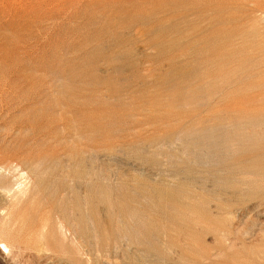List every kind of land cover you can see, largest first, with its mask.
<instances>
[{
	"label": "rangeland",
	"instance_id": "obj_1",
	"mask_svg": "<svg viewBox=\"0 0 264 264\" xmlns=\"http://www.w3.org/2000/svg\"><path fill=\"white\" fill-rule=\"evenodd\" d=\"M0 218V264H264V0H0Z\"/></svg>",
	"mask_w": 264,
	"mask_h": 264
},
{
	"label": "bare ground",
	"instance_id": "obj_2",
	"mask_svg": "<svg viewBox=\"0 0 264 264\" xmlns=\"http://www.w3.org/2000/svg\"><path fill=\"white\" fill-rule=\"evenodd\" d=\"M18 174H19V173H18ZM27 174H28V173H27ZM29 175H30V174H29ZM19 177L21 178V174H20ZM29 177H30V176H29ZM23 178H24V175H23ZM25 178H26V177H25ZM15 179H18V178H15ZM19 180H20V179H19ZM25 180H26V179H24V181H25ZM4 181H5V180H4ZM27 181H28V180H27ZM18 182H19V181H18ZM20 183H22L21 180H20ZM25 183H28V182H25ZM2 184H3V183H2ZM18 184H19V183H18ZM20 185H21V184H20ZM21 187H22V185H21ZM25 187H26V186H25ZM27 187H30V186H27ZM27 187H26V188H27ZM22 188H24V186H23ZM26 188H25V190H26ZM20 189H21V188H20ZM30 189H31V188H30ZM30 191H31V190H30ZM26 193H29V192L26 191ZM23 194H24V193H23ZM31 194H32V193H31ZM29 195H30V193H29ZM24 197H25V196H23V198H24ZM26 197H27V195H26ZM62 201H63V200H62ZM15 203H16V202H15ZM50 205H51V204H50ZM51 206H52V205H51ZM58 207H59V206H58ZM4 210H5V209H4ZM65 211H66V210H65ZM70 211H71V209H70ZM4 213H6V212H3L2 215H4ZM7 213H8V212H7ZM57 214H58V213H57ZM9 215H10V213H9ZM65 215H66V214H65ZM57 216H59V215H57ZM69 216H71V215H69ZM7 217H8V216H7ZM7 217H6V218H7ZM58 218H59V217H58ZM64 218H65V217H64ZM0 219H1V218H0ZM59 219H60V218H59ZM69 219H70V217H69ZM3 222H4V221H3ZM68 222H69V220H68ZM0 223H1V222H0ZM65 223H67V219H66V222H65ZM69 225H70V223H69ZM73 225H74V224H73ZM75 225H77V224H75ZM65 226H66V225H65ZM97 226H98V225H97ZM74 227H75V226H74ZM79 228H80V227H79ZM95 228H97V227H95ZM95 228H94V229H95ZM73 229H74V228H73ZM95 230H96V229H95ZM69 231H70V229H69ZM72 231H73V230H72ZM73 232H74V231H73ZM76 232H77V231H76ZM76 232H75V233H76ZM80 233H81V232H80ZM91 233H92V232H91ZM95 234H99V233L96 232ZM75 235H76V237H77V234H75ZM98 236H99V235H98ZM81 237H82V236H81ZM81 237H79V239H80ZM77 238H78V237H77ZM77 238H76V239H77ZM85 238H86V237H85ZM85 238H84V239H85ZM92 238H93V237H92ZM98 238H99V237H98ZM90 240H91V239H90ZM84 241H85V240H84ZM91 241H92V240H91ZM94 241H95V240H94ZM94 241H93V242H94ZM98 241H99V240H98ZM76 242H77V241H76ZM84 244H85V243H84ZM86 244H87V243H86ZM96 244H97V243H96ZM81 245H82V243H81ZM87 245H88V244H87ZM86 247H87V246H86ZM104 248H106V246H105ZM94 249H95V248H94Z\"/></svg>",
	"mask_w": 264,
	"mask_h": 264
}]
</instances>
